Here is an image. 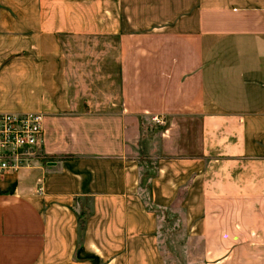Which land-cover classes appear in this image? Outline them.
<instances>
[{
  "label": "crops",
  "instance_id": "1",
  "mask_svg": "<svg viewBox=\"0 0 264 264\" xmlns=\"http://www.w3.org/2000/svg\"><path fill=\"white\" fill-rule=\"evenodd\" d=\"M0 111L43 124L0 264H166L176 211L201 264H264V0H0Z\"/></svg>",
  "mask_w": 264,
  "mask_h": 264
},
{
  "label": "built area",
  "instance_id": "2",
  "mask_svg": "<svg viewBox=\"0 0 264 264\" xmlns=\"http://www.w3.org/2000/svg\"><path fill=\"white\" fill-rule=\"evenodd\" d=\"M153 121L163 123L162 115ZM42 113L0 111V174L31 164L40 155Z\"/></svg>",
  "mask_w": 264,
  "mask_h": 264
},
{
  "label": "rangeland",
  "instance_id": "3",
  "mask_svg": "<svg viewBox=\"0 0 264 264\" xmlns=\"http://www.w3.org/2000/svg\"><path fill=\"white\" fill-rule=\"evenodd\" d=\"M38 157H33L32 162ZM31 162V163H32ZM177 210V209H176ZM168 213L163 224L160 248L166 264H201L202 245L199 237L188 238L184 228L183 215Z\"/></svg>",
  "mask_w": 264,
  "mask_h": 264
},
{
  "label": "trees",
  "instance_id": "4",
  "mask_svg": "<svg viewBox=\"0 0 264 264\" xmlns=\"http://www.w3.org/2000/svg\"><path fill=\"white\" fill-rule=\"evenodd\" d=\"M85 214L86 212L82 211L78 217L80 234L83 232V229H84L85 219H86Z\"/></svg>",
  "mask_w": 264,
  "mask_h": 264
}]
</instances>
